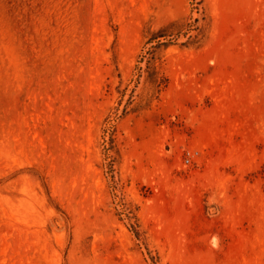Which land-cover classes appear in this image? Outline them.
I'll list each match as a JSON object with an SVG mask.
<instances>
[{
    "label": "rangeland",
    "instance_id": "obj_1",
    "mask_svg": "<svg viewBox=\"0 0 264 264\" xmlns=\"http://www.w3.org/2000/svg\"><path fill=\"white\" fill-rule=\"evenodd\" d=\"M0 264H264V0H0Z\"/></svg>",
    "mask_w": 264,
    "mask_h": 264
},
{
    "label": "built area",
    "instance_id": "obj_2",
    "mask_svg": "<svg viewBox=\"0 0 264 264\" xmlns=\"http://www.w3.org/2000/svg\"><path fill=\"white\" fill-rule=\"evenodd\" d=\"M195 153L188 151V155L185 158V163H190L191 157L194 156Z\"/></svg>",
    "mask_w": 264,
    "mask_h": 264
}]
</instances>
